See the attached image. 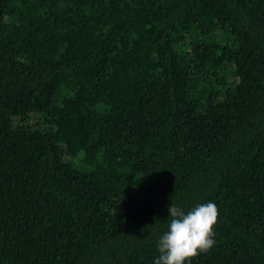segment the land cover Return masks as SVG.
<instances>
[{
    "label": "trees",
    "instance_id": "trees-1",
    "mask_svg": "<svg viewBox=\"0 0 264 264\" xmlns=\"http://www.w3.org/2000/svg\"><path fill=\"white\" fill-rule=\"evenodd\" d=\"M209 202L190 264H264V0H0V264H154Z\"/></svg>",
    "mask_w": 264,
    "mask_h": 264
},
{
    "label": "clouds",
    "instance_id": "clouds-1",
    "mask_svg": "<svg viewBox=\"0 0 264 264\" xmlns=\"http://www.w3.org/2000/svg\"><path fill=\"white\" fill-rule=\"evenodd\" d=\"M167 231L157 241L159 257L154 264H186L214 246L213 226L218 208L214 203L197 205L185 212L171 203Z\"/></svg>",
    "mask_w": 264,
    "mask_h": 264
},
{
    "label": "rangeland",
    "instance_id": "rangeland-1",
    "mask_svg": "<svg viewBox=\"0 0 264 264\" xmlns=\"http://www.w3.org/2000/svg\"><path fill=\"white\" fill-rule=\"evenodd\" d=\"M215 36L217 37L218 40H223L224 39V34H222L220 31L215 33ZM233 76L228 74V79H232Z\"/></svg>",
    "mask_w": 264,
    "mask_h": 264
}]
</instances>
